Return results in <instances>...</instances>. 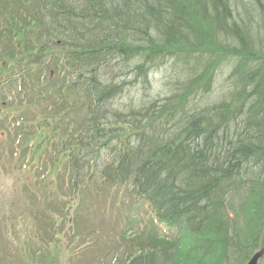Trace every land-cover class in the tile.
Instances as JSON below:
<instances>
[{"label": "trees", "instance_id": "obj_1", "mask_svg": "<svg viewBox=\"0 0 264 264\" xmlns=\"http://www.w3.org/2000/svg\"><path fill=\"white\" fill-rule=\"evenodd\" d=\"M2 1L18 10L4 31L34 40L37 66L57 50L87 80L84 110L73 108L84 113L83 150L94 133L105 138L118 109L138 110L126 117L143 131L109 166L111 181L133 179L162 221L201 242L200 250L173 257L164 246L127 264H224L229 202L239 204L236 236H264V0ZM28 3L41 5L24 27ZM0 47L9 50L5 38ZM19 63L13 69L28 78ZM127 94L130 104L115 103ZM59 101L67 104L66 93Z\"/></svg>", "mask_w": 264, "mask_h": 264}, {"label": "rangeland", "instance_id": "obj_2", "mask_svg": "<svg viewBox=\"0 0 264 264\" xmlns=\"http://www.w3.org/2000/svg\"><path fill=\"white\" fill-rule=\"evenodd\" d=\"M17 11L15 9L11 12L6 2L0 0V37L7 40L10 51L5 52L0 48V65H2L3 71L0 72V105L5 106V108L11 106L16 107L18 110L21 109L22 114L25 112L28 115L36 114L38 119L36 120L33 117L32 120L38 123L41 128H44L43 132L60 131L61 126L58 124L62 123L61 117L58 114L54 115L53 110L49 109V102L42 103L44 94L40 93V97H38L37 91L46 88L50 92L54 87L48 79L44 81L40 78L38 80L39 74L36 71L37 67L33 56L34 40L28 39L24 32L13 37L4 31L5 25L8 26L9 24L7 17L14 16ZM19 17L22 19L24 27H30L36 22V8L27 5L26 10L20 13ZM30 56L31 58H29ZM20 61H23V64L26 65V72L32 74L36 72L32 82L34 84H37V80L40 82L37 84V89L34 88L30 93L21 91L19 85L15 84L14 86V84L9 85L8 83V78L12 82L15 81L16 72L13 66L20 64ZM65 77L70 76H63L61 79ZM61 79L58 81L59 84L64 81ZM20 91L21 94L27 95L22 100L23 102L18 105V99H21L19 97ZM124 102L126 103L127 100L117 98L115 103L122 104ZM46 118L50 119L51 125L48 123L42 124L43 121L47 120ZM80 119V117L77 118V123ZM43 137L44 134L39 135L36 140L39 141ZM40 173L41 170L33 173L30 170L26 171L16 166L0 171V264H19L18 255H26V253L32 255V264H37V258L45 262L53 261L57 264H116L113 255L108 250L109 244L112 240L116 241L120 238L119 241L122 247L127 249V232L124 231V228L120 229L118 225L115 226L117 222L115 220L122 218L124 223H127L129 212L124 204L115 205L111 202V199H117L118 202L124 191L113 192L109 190L107 192L108 196L106 192H104L105 194L101 192L103 187L100 186V189L95 190V192H92L93 189H88V191L82 193L79 191L76 195L77 201L72 204V207H69L68 203L63 205L66 202L61 200L57 191L58 196L54 204V202L47 200V196H51V190L55 189L52 185L53 181L51 183L48 177L43 178L39 175ZM25 180L29 182L28 191L30 196L24 191H20ZM83 182L81 186L84 185ZM66 208H69L72 212L69 214H72V221H74V227L78 232L77 236L72 235L69 237L63 230L64 221L68 223L69 215L65 219H62V216L59 217L60 220L58 219L57 222L54 219H48L46 223H41L43 214H54L56 217V214L62 213ZM117 216L119 217L116 218ZM141 217L148 224L147 216L142 214ZM130 219L133 220L131 227L134 228L128 231L131 232L128 233L131 235L134 231H137L135 229L141 230L142 226L137 225L134 216H129ZM128 227L129 225L125 229ZM106 245L109 246L107 249ZM192 246L190 241L181 242L178 249L185 252ZM32 249L36 252L30 251ZM105 249L109 256L104 259ZM261 260L263 262V258ZM224 264L227 263L224 262Z\"/></svg>", "mask_w": 264, "mask_h": 264}, {"label": "water", "instance_id": "obj_3", "mask_svg": "<svg viewBox=\"0 0 264 264\" xmlns=\"http://www.w3.org/2000/svg\"><path fill=\"white\" fill-rule=\"evenodd\" d=\"M258 255H259V253L255 254L253 257V260L251 262H249L248 264H255V261H256V258L258 257Z\"/></svg>", "mask_w": 264, "mask_h": 264}]
</instances>
